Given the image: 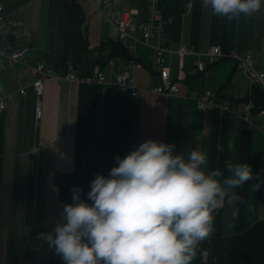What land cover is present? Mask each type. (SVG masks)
<instances>
[{
	"label": "crops",
	"instance_id": "0c3cea01",
	"mask_svg": "<svg viewBox=\"0 0 264 264\" xmlns=\"http://www.w3.org/2000/svg\"><path fill=\"white\" fill-rule=\"evenodd\" d=\"M0 3L4 8L0 51L32 49L14 63L0 55V95L27 90L26 95L8 98L0 110V264H23L26 249L42 246L38 234L51 231L62 211L54 175L86 167L94 146L118 127L122 117L131 121V150L148 139L162 140L174 143L175 151L185 158L194 149L207 152L209 167L223 173L221 180L231 175L229 164L245 162L264 177L263 133L220 107H198V97L212 91L219 102L238 111L249 96L264 108V87L251 82L230 58L206 75H188L179 81V92L161 97V103L150 92L160 84L159 68L142 45L138 47L142 66L135 78L146 91L138 97H119L109 83L47 80L42 97L30 86L33 69L41 62L58 71L72 67L80 76L101 70L114 81L129 58L112 46L119 42L117 24L125 12H132V34L140 38L148 0H102L101 8L91 0ZM188 3L168 17L169 44L194 47L201 53L220 46L226 54H251L255 67L264 71V9L229 20L214 15L202 0ZM165 58L164 66L176 80L179 58L175 54ZM195 60L185 58L187 71L194 68ZM256 182L232 189L240 199L229 203L226 198L215 211L213 232L198 244L203 249L202 264H264V185L257 190L249 187ZM234 208L239 209L237 215Z\"/></svg>",
	"mask_w": 264,
	"mask_h": 264
},
{
	"label": "clouds",
	"instance_id": "9594fccd",
	"mask_svg": "<svg viewBox=\"0 0 264 264\" xmlns=\"http://www.w3.org/2000/svg\"><path fill=\"white\" fill-rule=\"evenodd\" d=\"M214 15L231 20L264 9V0H202ZM174 143L148 139L117 155L108 173H97L90 190L72 189V202L51 231L38 234L63 264H192L198 244L214 230L215 211L232 189L248 183L256 190L264 177L251 163L229 164L219 177L205 151L185 158ZM234 208L233 215H237Z\"/></svg>",
	"mask_w": 264,
	"mask_h": 264
},
{
	"label": "built area",
	"instance_id": "2783aa9c",
	"mask_svg": "<svg viewBox=\"0 0 264 264\" xmlns=\"http://www.w3.org/2000/svg\"><path fill=\"white\" fill-rule=\"evenodd\" d=\"M97 8H101L102 0H91ZM192 3H188L186 7L190 8ZM3 5L0 3V22L3 19ZM132 12H125L122 19L118 22L117 28L119 31V42L128 53V60L123 67V70L114 81H109L107 75L97 70L93 74L80 76L76 71L69 67L65 71H58L51 65L45 63H38L34 67L35 75L31 87L37 93L38 97H42L44 93V84L49 81H70L79 84L102 85L109 83L112 85L114 93L119 97L131 96L138 97L139 94L145 92L138 87L136 83V70L142 66L139 61L138 47L144 46L151 54L150 59L156 67L159 68L160 84L153 87L152 92L157 100L166 95H174L179 92V81L187 79L188 75H206L211 68L225 58H230L236 62L237 68L242 71L247 78L253 82L264 87V71L258 70L255 67V60L251 54H240L233 52L226 54L220 46H212L206 52L201 53L196 51L194 47L180 45L173 47L166 39V28L168 19L164 14V7L161 0H148L147 16L140 24V38L133 36L132 28ZM32 49L28 46L18 49L5 51L1 50L0 55L6 56L10 63L24 60L26 55L31 53ZM175 54L179 58L178 72L176 80H173L170 74L169 67L164 66L166 55ZM203 55L205 59H201ZM188 56L196 57L191 71L185 68V58ZM17 94L26 95V87L21 88L18 93L1 94L0 95V110L5 109V104L11 96ZM198 107L200 109H207L211 107H220L228 111L234 118L246 122L249 127L259 129L264 135V108L259 107L252 97H247L245 100L244 109L238 111L233 109L230 105L219 102L212 91H206L197 99ZM42 107L39 104L36 108L37 118L42 117Z\"/></svg>",
	"mask_w": 264,
	"mask_h": 264
},
{
	"label": "trees",
	"instance_id": "16d2710c",
	"mask_svg": "<svg viewBox=\"0 0 264 264\" xmlns=\"http://www.w3.org/2000/svg\"><path fill=\"white\" fill-rule=\"evenodd\" d=\"M190 1L198 0H161L164 7L165 17L174 14L179 8L185 6ZM114 48H118V54L127 58V52L122 45L113 43ZM131 121L128 117H122L118 127L108 135L101 143L94 146L91 162L84 168H78L71 173L57 172L54 175V184L57 187V197L62 203L72 202V189L79 185L83 187L84 193L90 190V182L97 173L107 174L111 167L116 164L117 155H126L131 149L128 146L130 137ZM202 247L197 246V254L192 264H202ZM23 264H63L61 258L48 248L46 241L39 249H26Z\"/></svg>",
	"mask_w": 264,
	"mask_h": 264
}]
</instances>
